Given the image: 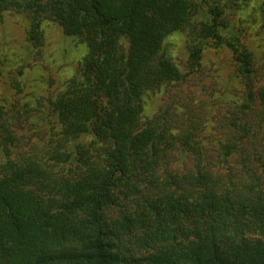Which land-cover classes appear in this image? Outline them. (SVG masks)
Here are the masks:
<instances>
[{
    "label": "trees",
    "instance_id": "1",
    "mask_svg": "<svg viewBox=\"0 0 264 264\" xmlns=\"http://www.w3.org/2000/svg\"><path fill=\"white\" fill-rule=\"evenodd\" d=\"M237 7L0 0V17L27 16L32 48L44 20L88 47L78 74L40 103L46 130L21 132L34 108L18 99L0 107V264H264V74L228 18ZM188 28L190 72L217 49L240 76L238 101L207 138L178 99L143 121L144 94L184 78L166 41Z\"/></svg>",
    "mask_w": 264,
    "mask_h": 264
},
{
    "label": "rangeland",
    "instance_id": "2",
    "mask_svg": "<svg viewBox=\"0 0 264 264\" xmlns=\"http://www.w3.org/2000/svg\"><path fill=\"white\" fill-rule=\"evenodd\" d=\"M262 1L236 0L238 7L228 10V18L246 37L257 67L264 74ZM27 24L24 14L6 11L0 17V107L10 108L18 99L22 109L29 111L34 108L29 125L21 130L25 135L34 130L30 125L32 122L38 121L43 124L44 130L47 129L46 123H43L44 113H39L40 103L48 102L63 91L88 56L85 43L66 36L62 28L51 20L42 22L44 44L32 48L27 41ZM191 34L192 29L188 28L167 38L170 57L184 78L144 94L143 121L158 115L168 100L178 99L179 104L189 103L193 112L201 118L200 123L204 126L200 137L207 138L214 134L217 114L238 101L241 95L240 76L231 55L226 50L217 49H208L200 68L190 72L187 45ZM17 82L20 91L15 88Z\"/></svg>",
    "mask_w": 264,
    "mask_h": 264
}]
</instances>
